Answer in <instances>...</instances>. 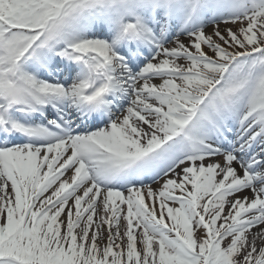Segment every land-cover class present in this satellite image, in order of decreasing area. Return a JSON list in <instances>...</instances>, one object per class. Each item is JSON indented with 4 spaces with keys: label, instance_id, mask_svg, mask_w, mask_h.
I'll return each instance as SVG.
<instances>
[{
    "label": "snow or ice",
    "instance_id": "1",
    "mask_svg": "<svg viewBox=\"0 0 264 264\" xmlns=\"http://www.w3.org/2000/svg\"><path fill=\"white\" fill-rule=\"evenodd\" d=\"M0 264H264V0H0Z\"/></svg>",
    "mask_w": 264,
    "mask_h": 264
},
{
    "label": "bare ground",
    "instance_id": "2",
    "mask_svg": "<svg viewBox=\"0 0 264 264\" xmlns=\"http://www.w3.org/2000/svg\"><path fill=\"white\" fill-rule=\"evenodd\" d=\"M43 106H45V105H43ZM71 109H72V108H71ZM46 111H49L47 107H46ZM79 113H80V115H78V116H79V119H80V120L83 119V118L86 120L87 118H85V117H89V116H87L86 113H83V114H82V110L79 111ZM31 114H32V113H30L29 115H31ZM22 118H25V117H22ZM85 120H84V121H85Z\"/></svg>",
    "mask_w": 264,
    "mask_h": 264
},
{
    "label": "rangeland",
    "instance_id": "3",
    "mask_svg": "<svg viewBox=\"0 0 264 264\" xmlns=\"http://www.w3.org/2000/svg\"><path fill=\"white\" fill-rule=\"evenodd\" d=\"M251 2H252V0H247L246 4L250 6Z\"/></svg>",
    "mask_w": 264,
    "mask_h": 264
}]
</instances>
